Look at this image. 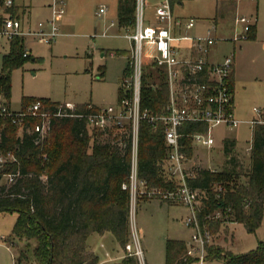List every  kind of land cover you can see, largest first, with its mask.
I'll return each mask as SVG.
<instances>
[{
	"label": "trees",
	"instance_id": "1",
	"mask_svg": "<svg viewBox=\"0 0 264 264\" xmlns=\"http://www.w3.org/2000/svg\"><path fill=\"white\" fill-rule=\"evenodd\" d=\"M5 1L0 0V24L2 12L13 14L18 8L16 0H12L11 7H4ZM135 3L136 0H121L119 20L122 24L134 25ZM256 37L257 26L252 24L246 39L255 40ZM24 52V37H15L11 41L10 53L3 59L0 100L10 98L12 72L30 57L24 56ZM131 73L130 64L125 76ZM231 83L233 86V75ZM122 97L121 92L119 100ZM168 99L165 69L155 62L147 64L142 77L141 109L162 112ZM37 101L42 103L43 110L50 112L62 104L48 98H32L25 100L23 107ZM97 109L90 104L75 106V111L82 114ZM43 122H48L46 131L33 132V128ZM180 129L192 133L205 130V126L184 124ZM182 142L186 145L184 151L188 158H193L192 139L184 137ZM223 153L221 169L197 168L189 184L204 192L203 212L221 206L230 207V217L248 232L255 233L264 217V125L253 129L247 167L236 139L224 140ZM167 154L164 127L155 128L148 120H141L138 172L139 177L146 180L147 187L176 186L163 173ZM0 157L4 158L0 162V212H16L14 236L26 240L28 245L34 243L32 259L23 249L19 252V263L100 264V257L89 246L88 239L93 233H111L124 249V254L106 264H140L138 258L128 255L126 250V245L131 242L130 192L123 188V184L129 181L131 170L128 131L94 128L90 132L86 119L77 116H51L46 121L41 116H26L23 132L19 135V127L2 117ZM9 173H19L11 185L5 178ZM216 185L223 187L220 197H217ZM221 227L220 222L212 224L214 238ZM214 257L222 258L223 264H264V242L255 250L239 255L212 243L207 246L205 261ZM196 261L187 255L184 240L167 239L165 264H193Z\"/></svg>",
	"mask_w": 264,
	"mask_h": 264
},
{
	"label": "rangeland",
	"instance_id": "2",
	"mask_svg": "<svg viewBox=\"0 0 264 264\" xmlns=\"http://www.w3.org/2000/svg\"><path fill=\"white\" fill-rule=\"evenodd\" d=\"M63 1L65 13L57 16L59 34L55 41L48 44L40 42L34 36L24 37V46L30 57L24 60L22 66L13 70L11 95L4 99L12 110H21L23 102L32 98H48L59 103L72 102L75 106L90 104L97 108L119 104L123 91L122 81L126 77L125 70L131 62L132 43L125 37L126 31L120 29L118 24L107 29L111 21L118 22L116 0ZM16 3L20 5L19 0ZM29 3L32 5L30 16L33 20L51 18L52 0H31ZM102 5L108 9L101 18L97 12ZM239 5L237 16L231 6L229 12L217 10V0H183V5L176 7V10L183 21L178 31L181 36H204L208 29L215 27L214 35L227 40L218 41L211 46L212 54L209 58H234L235 117L245 121L253 118L254 107L264 108V0H239ZM28 12L29 7L22 6L15 9L13 14L27 20ZM148 12L146 9L144 24H154L155 21H151L153 14ZM222 14L224 19L221 18ZM243 15L252 24L257 21L256 39L229 40L236 35L245 36L243 25L235 21V16L239 18ZM191 18L195 20L196 26L189 30L184 22ZM117 33L119 35H115ZM3 42L0 45V73L3 70V59L10 53L11 45L7 40ZM180 44L183 48L189 46L190 42ZM150 51L152 50L144 43L143 52L147 54ZM144 59L145 68L152 61ZM88 129L90 132L93 130ZM212 136L215 140L213 148L201 146L196 150V157L189 164L193 170L209 165L221 169L224 161L223 142L226 138L238 141L244 165H249L247 148L253 139V130L249 124L241 122L233 128L216 126L212 130ZM187 213L186 207L175 202L142 196L133 206L130 200V225L137 232L145 264L166 263V242L169 238L184 240L187 245L191 243V229L183 224ZM16 217V212H0V236H6L8 241L15 243L10 247L6 242L0 245V264H16L19 262V252L23 249H26L29 259H32L31 249L34 243L30 242L28 245L26 240L13 234ZM111 235L93 233L88 239V244L100 259L106 258V251L111 252L112 256L124 254V249ZM217 236L213 243L221 245L234 255L253 251L264 242V217L255 233L248 232L240 223H234L221 227ZM193 264L199 263L196 261ZM203 264H223V260L214 257Z\"/></svg>",
	"mask_w": 264,
	"mask_h": 264
},
{
	"label": "built area",
	"instance_id": "3",
	"mask_svg": "<svg viewBox=\"0 0 264 264\" xmlns=\"http://www.w3.org/2000/svg\"><path fill=\"white\" fill-rule=\"evenodd\" d=\"M12 5V0H6L4 7ZM147 7L148 0H136L133 31L126 35L132 41L130 62L132 73L122 81L123 97L118 106L98 108L88 114H82L77 113L75 105L71 103H62L56 111L50 112L43 110L42 103L37 101L15 111L0 100V118L9 119L16 124L19 127V135L23 132V121L26 116H41L44 121L51 116H77L85 118L90 129L128 131L131 137V170L129 181L123 184V188L129 190L132 205H135L138 198L145 196L179 203L186 207L188 213L183 219V224L191 229V243L187 245V255L197 259L199 264H203L207 257V246L214 242L212 224L220 222L222 227H227L237 222L229 215L230 207L221 206L213 211L203 212L205 195L201 189L190 186L189 179L195 176V170L189 164L196 157V150L199 147L213 148L215 140L212 130L214 127L223 125L233 128L245 122L253 130L257 125H264V108L254 107L253 118L245 121L235 117L234 87L231 83L235 60L232 56H225L221 59L209 58L212 54L211 46L218 41L226 40L214 35L215 27L208 29L204 36H181L178 31L183 21L175 19L171 0H159L155 6L157 22L151 25L144 24ZM51 8L52 16L47 26L44 22H40L36 30L24 29L19 16L2 12L0 45L4 43L3 40L11 44L15 37L26 36H34L40 42L48 44L55 41L59 34L57 16L65 13L63 0H52ZM105 11L106 8L101 7L98 16H102ZM237 22L243 25L246 34L245 36L236 35L233 38L234 41L246 39L247 32L252 25L246 16H240ZM184 25L187 29H191L195 26V20L191 18L185 21ZM184 41L190 42L187 46V53L184 52L185 47L181 48L180 42ZM144 43L152 50L147 54L143 52ZM28 55L29 51L25 49L24 56ZM144 58H149L166 71L169 99L162 112L154 113L141 109ZM141 120H148L155 128L164 127L168 154L164 160L163 173L176 183V186L172 188H149L146 180L139 177L138 148ZM184 124L204 125L205 130L184 133L180 129ZM47 125L48 122L38 124L33 128V132L44 133ZM184 137L192 139L195 147L193 158H188L184 151L186 147L182 142ZM251 148L252 143L247 148L248 154ZM3 161L4 158L0 157V162ZM204 168L212 171L218 170L210 165ZM18 176L19 173L6 174L7 184H13ZM222 190L221 185H216L217 197H220ZM130 226L131 242L126 245L127 253L135 255L140 264H145L137 232L132 224ZM5 242L8 247L14 245L13 242L7 240L6 236H0V245ZM106 256L109 257V254L107 253ZM16 264L23 263L17 262Z\"/></svg>",
	"mask_w": 264,
	"mask_h": 264
},
{
	"label": "crops",
	"instance_id": "4",
	"mask_svg": "<svg viewBox=\"0 0 264 264\" xmlns=\"http://www.w3.org/2000/svg\"><path fill=\"white\" fill-rule=\"evenodd\" d=\"M16 1H18V0H16ZM20 1V5L19 4H17L16 3V5H17V7L20 9L22 6H25V7H29V14H28V18H27V20L25 19V18H23L22 19V23H23V27H24V29H32V30H36L37 28H38V24L40 23V22H44L45 23V25L47 26V23H48V21H49V18L47 17V18H45V19H42V20H38V21H36V20H33L32 18H31V8H32V5L29 3V1L31 2V0H19ZM221 1V2H220ZM64 2V1H63ZM120 2H121V0H116V5H117V17H118V22L116 23L115 21H111L110 22V24L108 25V27H107V29H109V28H111V27H114V26H116L117 24L119 25V27H120V29H123V30H125L126 32H125V37L126 38H128L126 35L128 34V33H131L132 31H133V27H134V25L132 26V25H124V24H122L121 22H120V20H119V8H120ZM159 2V0H148V7H147V9H148V11L151 13V14H153V16L151 17L152 19H151V21H155L154 23H156L157 22V19L155 20V18H156V16H155V18H154V14H155V6L157 5V3ZM176 2H177V4H176ZM218 2H219V6H218ZM231 2H233V3H231ZM171 4H172V9H173V14H174V17H175V19H182L181 17H180V14H178V12H177V10H176V7H178V8H180L181 7V5H183V0H171ZM231 6V10L232 9H235V15L237 16V12H238V10H239V8H240V5H239V0H238V2H237V0H231V1H228V0H226V1H222V0H217V10H221V12H223L224 10H226V11H224V12H229L230 10H229V7ZM101 7H105L106 8V11H105V13L107 12V7L105 6V5H102ZM100 7V8H101ZM65 8V7H64ZM100 10V9H99ZM229 10V11H228ZM99 12V11H98ZM98 12H97V15H98ZM148 12V13H149ZM104 13V14H105ZM104 14L102 15V16H98V17H103L104 16ZM150 14V15H151ZM219 16V15H218ZM222 16L223 17H221L222 19H224L225 18V16L222 14ZM235 16V21L237 22V19H238V17H236ZM243 16H245V15H243ZM220 17V16H219ZM254 18H256V17H254ZM253 18V19H254ZM256 20V19H255ZM217 21V20H216ZM250 22H251V20H250ZM153 23V22H152ZM217 23H218V21H217ZM252 23V22H251ZM241 24V23H240ZM253 24H256V26H257V21H255ZM196 26V25H195ZM194 26V27H195ZM193 27V28H194ZM192 29V28H191ZM243 29H244V27H243ZM190 30V29H189ZM108 33H105V35H107ZM115 35H119L118 33L117 34H115ZM129 39V38H128ZM130 40V39H129ZM229 40H233V39H229ZM227 40H225V41H222V42H226ZM130 42L132 43V41L130 40ZM185 47V53H187V47L186 46H184ZM189 51V50H188ZM214 57V56H213ZM212 59H215V57L214 58H212ZM216 59H219V58H216ZM236 80V68H235V65H234V81ZM234 86V85H233ZM234 89H235V87H234ZM66 103H71V104H73L72 102H66ZM108 233H105V234H103L104 236L105 235H107ZM111 236H113V235H111ZM114 237V236H113ZM217 237L218 236H216L214 239V241H216V239H217ZM90 246V245H89ZM91 247V246H90ZM109 254V257H107L106 256V254ZM123 256V254H120V255H116V256H112L111 255V252H109V251H106L105 252V259H100V264H106V263H108V262H111V261H113V260H118V259H120L121 257ZM108 258H114V259H108Z\"/></svg>",
	"mask_w": 264,
	"mask_h": 264
}]
</instances>
